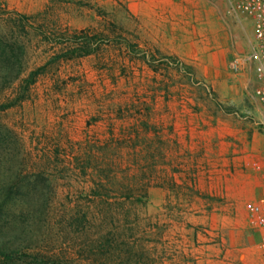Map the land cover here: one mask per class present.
Returning <instances> with one entry per match:
<instances>
[{
	"label": "rangeland",
	"instance_id": "374dc122",
	"mask_svg": "<svg viewBox=\"0 0 264 264\" xmlns=\"http://www.w3.org/2000/svg\"><path fill=\"white\" fill-rule=\"evenodd\" d=\"M140 1L0 0V106L14 104L0 107V264H180L173 225L189 215L190 190L181 202L156 188L135 199L142 170L123 118L158 114L168 99L181 115L254 117L182 59L147 53ZM84 33L96 37L94 51L74 56L67 39ZM165 79L178 85L163 89ZM255 122L263 133L264 119ZM109 158L112 167L98 165Z\"/></svg>",
	"mask_w": 264,
	"mask_h": 264
},
{
	"label": "crops",
	"instance_id": "0c3cea01",
	"mask_svg": "<svg viewBox=\"0 0 264 264\" xmlns=\"http://www.w3.org/2000/svg\"><path fill=\"white\" fill-rule=\"evenodd\" d=\"M140 9V45L147 53L182 59L213 89L227 86L235 95L230 100L238 99L254 117L252 123L236 125L204 109L181 115L167 98L158 114L147 108L143 118H123V127L133 128L127 132L132 140L127 152L142 170V199L156 188L164 199L179 195L174 199L181 202L182 192L190 190L189 215L173 225L180 264H260V235L248 221L247 207L264 196L261 172L251 167L253 161H264V132L257 131L255 122L264 119V110L253 96L251 66L239 74L227 72V63L253 43L252 20L234 14L225 0H141ZM146 61L153 67L152 60ZM165 81L160 84L166 90L178 85Z\"/></svg>",
	"mask_w": 264,
	"mask_h": 264
},
{
	"label": "built area",
	"instance_id": "2783aa9c",
	"mask_svg": "<svg viewBox=\"0 0 264 264\" xmlns=\"http://www.w3.org/2000/svg\"><path fill=\"white\" fill-rule=\"evenodd\" d=\"M234 14H244L253 24V43L248 52L236 54L229 63L233 74H239L245 65H250L255 75L253 96L264 110V0H229ZM251 165L259 167L257 161ZM247 216L250 224L257 229L264 248V196L248 204Z\"/></svg>",
	"mask_w": 264,
	"mask_h": 264
},
{
	"label": "trees",
	"instance_id": "16d2710c",
	"mask_svg": "<svg viewBox=\"0 0 264 264\" xmlns=\"http://www.w3.org/2000/svg\"><path fill=\"white\" fill-rule=\"evenodd\" d=\"M120 38V37H119ZM126 44L128 43L125 38H121ZM96 37L94 35H88V34H81V35H75L73 34L70 38L67 39V42L69 41V43H71L73 46H71V50L70 53H75L72 54L74 56H83V55H89L91 54L94 50L91 47V45L93 44L94 41H96ZM95 45H97V42L94 43ZM72 56V57H74ZM161 57H165V56H161ZM170 57V56H169ZM39 72H37L36 70H32L29 72L28 76L24 79L25 81L29 80V83H34L37 76H38ZM14 104H1V109H6L10 106H12ZM112 138V137H111ZM105 145L108 147V145L105 143ZM103 160V159H101ZM109 162H103L100 161L98 165H100V167L102 165H109V167H112L113 164H115L116 160L115 158H109L108 160ZM108 163V164H107ZM108 179V175L106 176V179ZM110 179V178H109ZM139 190H141V192L139 194H137L134 197L137 201H142V198L146 196V186H141V189L139 188ZM134 192V190H132ZM128 197H130V192H128L126 194ZM132 197V195H131Z\"/></svg>",
	"mask_w": 264,
	"mask_h": 264
}]
</instances>
